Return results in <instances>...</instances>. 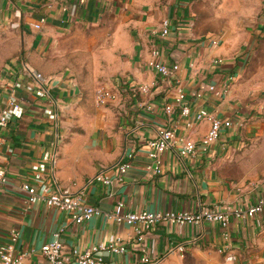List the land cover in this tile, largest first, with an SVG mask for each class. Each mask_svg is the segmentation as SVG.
Wrapping results in <instances>:
<instances>
[{"label": "crops", "instance_id": "obj_1", "mask_svg": "<svg viewBox=\"0 0 264 264\" xmlns=\"http://www.w3.org/2000/svg\"><path fill=\"white\" fill-rule=\"evenodd\" d=\"M190 0H0V31L19 36L17 55L6 65L3 80L24 78L28 69L47 79L50 97L36 98L19 91L24 112L1 132L0 162L6 183L0 188V244L19 231L15 254L28 253L23 264H49L40 247L60 233L63 253L83 250L121 238L123 253H102L104 264H264V211L253 218H232L224 230L215 223L171 225L161 223L137 242L134 228L103 215L75 223L66 212L29 203L21 186L35 184L33 165L45 152H55L47 163L44 181L83 192L88 204L101 212L197 211L201 207L246 208L264 197V182L250 185L227 178L224 167L242 143L253 119L248 102L262 80L248 72V57L264 36V15L255 27H216L206 31L194 25ZM170 20L169 33H159L160 21ZM43 19L40 30L33 24ZM210 38L217 39L215 47ZM165 65L177 64L175 76H161L150 62L152 49ZM220 59L221 61H217ZM257 69V68H256ZM230 76L233 79L230 80ZM186 95L189 114L174 104L176 85ZM147 86L142 92L139 86ZM219 91L215 94L209 86ZM110 88L115 98L105 105L94 100L97 88ZM0 90V105L4 101ZM248 102V103H247ZM203 108L222 120H231L218 138L203 145L209 122L194 121ZM54 114L51 119L44 110ZM193 123L188 126L187 123ZM174 132L171 146L161 156V173L151 164L146 141L159 129ZM191 138L196 150L181 154V142ZM134 149L122 182L103 185L92 181L100 171L110 177L113 168ZM260 221L262 224H258ZM182 244V251L175 246ZM228 247L222 251V247ZM234 254L235 261L226 260ZM69 264H76L71 261Z\"/></svg>", "mask_w": 264, "mask_h": 264}, {"label": "built area", "instance_id": "obj_2", "mask_svg": "<svg viewBox=\"0 0 264 264\" xmlns=\"http://www.w3.org/2000/svg\"><path fill=\"white\" fill-rule=\"evenodd\" d=\"M58 2L60 0H50ZM43 19L33 24L35 30L41 29ZM170 20L164 18L159 24L160 36L164 37L169 33ZM209 44L215 47L218 43L217 39L210 38ZM159 51L157 48L152 49L153 59L150 62L153 67L161 76L171 78L175 76V72L178 68L177 64L170 66L160 62L157 57ZM217 61H221L218 59ZM233 76H230V80ZM138 89L142 92L147 91V86H139ZM2 90L5 97L3 103L0 105V143L2 141L1 132L6 128L8 122L13 118H19L24 112V106L19 99L17 93L19 91L31 92L36 98L50 97L49 89L47 88V79L39 72L28 69L25 72L24 78H15L8 82H3ZM209 90L218 94L219 91L215 86H209ZM176 96L174 103L167 104L164 107L166 114L173 112L174 104L181 105V112L184 115L189 114V107L185 103L186 95L182 86L177 83ZM115 98V94L110 88L100 87L95 90L94 100L99 105H105ZM44 112L54 119V114L50 109L44 110ZM194 121H208L210 126L207 133L201 139L203 145H207L215 141L222 128L229 127L231 120H222L213 116L211 113L203 108L198 109L193 116ZM188 126H193V123L188 122ZM174 138V132L170 128H161L156 135L146 141V153L150 159L151 164L147 166L153 174L161 173V156L165 150H167ZM196 143L191 138H186L181 142L180 153L190 154L195 152ZM134 149L125 154L126 159L118 163L113 168L114 176L110 177L105 172H98L92 181L99 182L103 185H109L114 180L122 182L127 170L130 168L131 157ZM56 159V153L45 152L41 160L35 163L32 169L35 172L34 179L35 184L25 182L22 184L21 189L27 194V201L33 203L36 201H43L49 208H55L58 211L66 212L69 214L73 222L79 224L86 220H90L94 216L103 215L105 219L114 220L116 223H126L133 226L134 234L137 242H141L148 233H150L157 225L161 223H167L171 225H184V224H199L202 222L218 224L223 230L224 238H228L227 228L232 218L245 219L248 217L253 218L257 214H261L264 211V197H259L257 200L247 206L233 207L226 210L221 208H207L201 207L197 211L181 210H138L121 212L120 208L123 207L121 202L117 203L116 208L111 212H101L98 207L90 205L86 202L83 192L73 193L65 188H60L56 184L44 181L41 174L47 168V163H54ZM6 169L0 162V188L6 183ZM258 224H262L258 221ZM60 233L55 232L50 242L43 244L40 247V252L45 256L49 264H69L74 261L76 264H104L102 259V253H123L126 248L123 245L121 238L115 237L110 241L100 242L99 244L91 245L83 250L73 248L67 253H63V247L60 241ZM19 238V231L12 229L9 234V240L3 244H0V264H23V257L28 253L20 255L15 254V244ZM176 250L182 251L184 249L182 244L175 246ZM228 247L223 246L222 251H225ZM236 256L234 254H227L226 260L233 262ZM141 264H148L150 260L147 256L140 258Z\"/></svg>", "mask_w": 264, "mask_h": 264}, {"label": "rangeland", "instance_id": "obj_3", "mask_svg": "<svg viewBox=\"0 0 264 264\" xmlns=\"http://www.w3.org/2000/svg\"><path fill=\"white\" fill-rule=\"evenodd\" d=\"M168 0H160L166 4ZM190 16L195 26L208 31L216 27H255L264 15V0H190ZM19 36L13 31H0V90L6 65L17 55ZM248 57V72H256L262 80L248 102L252 103L253 119L248 134L242 133V143L232 151L224 172L236 182L255 185L264 182V36ZM257 68V69H256ZM247 102V103H248Z\"/></svg>", "mask_w": 264, "mask_h": 264}]
</instances>
